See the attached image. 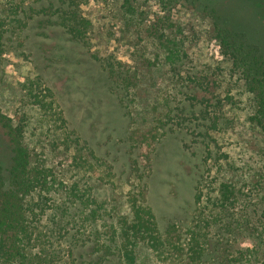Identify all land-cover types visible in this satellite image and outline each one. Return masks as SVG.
<instances>
[{
	"label": "rangeland",
	"instance_id": "rangeland-1",
	"mask_svg": "<svg viewBox=\"0 0 264 264\" xmlns=\"http://www.w3.org/2000/svg\"><path fill=\"white\" fill-rule=\"evenodd\" d=\"M78 1L77 14L88 22L81 40L72 38L59 19L57 10L66 7L63 0H0V110L9 117L15 111L24 114L25 140L33 153L36 148L72 180L77 176L71 168L74 156L91 152L101 159L110 168V183L88 181L113 218L129 215L128 198L133 193L139 198L141 176V192L162 231L197 214L194 195L203 179L212 186L220 180L244 185L242 175L255 178L258 167L264 170L261 139L247 121V95L211 37L205 3L196 8L181 3L173 9V22L187 39L185 71L203 77L207 93L193 82L172 85L159 46L146 31L161 14L153 1L138 8L135 21L122 14L119 0ZM247 2L252 1L240 3L239 9L231 6L229 14L262 30L257 8ZM36 75L53 90L79 144H62L38 110L21 102L20 83ZM184 96L222 98L217 126L200 120L197 101L185 98L179 104ZM207 151L219 155L220 171L207 159ZM7 152L0 130V166L7 165ZM92 250L90 242L79 246L73 250L76 261L65 259L63 264H92ZM135 256L134 264L178 262L159 259L142 242Z\"/></svg>",
	"mask_w": 264,
	"mask_h": 264
},
{
	"label": "trees",
	"instance_id": "trees-1",
	"mask_svg": "<svg viewBox=\"0 0 264 264\" xmlns=\"http://www.w3.org/2000/svg\"><path fill=\"white\" fill-rule=\"evenodd\" d=\"M151 1L161 14L154 16L146 31L159 46L161 63L167 67L172 85L193 82L207 93L204 78L190 74L191 69L185 71L187 39L173 22V9L181 3L192 8L205 3L211 37L247 95V121L264 149V28L241 23V16L233 18L228 12L231 6L241 8L240 3L246 0H119V8L129 21H135L138 8ZM250 1L247 4L255 5L264 26V0ZM63 4L65 9L57 10L59 19L72 38L81 40L88 22L77 14L79 1L63 0ZM110 66L112 70L114 66ZM20 85L24 91L21 102L38 110L50 123L52 135L66 146L79 144L53 90L41 76ZM185 98L200 105V120L207 119V124L217 126L224 107L222 98L184 96L179 104ZM0 130L8 150V163L0 166V264H63L65 259L75 262L73 250L88 242L94 253L92 264H134L135 250L141 242L159 259L178 261L176 264H264L263 168L253 172L255 178L242 175L244 185L234 180H220L213 186L206 179L198 182L194 195L197 214L162 231L141 192L145 187L141 176L139 198L134 193L128 198L129 215L113 218L107 214L105 202L96 199L88 181L106 179L110 183V168L101 159L91 152L74 156L71 168L77 176L67 179L36 148L33 153L25 140L24 114L15 111L9 117L0 110ZM207 155L220 171L219 155L210 156L208 151ZM207 159L203 163L208 174Z\"/></svg>",
	"mask_w": 264,
	"mask_h": 264
}]
</instances>
